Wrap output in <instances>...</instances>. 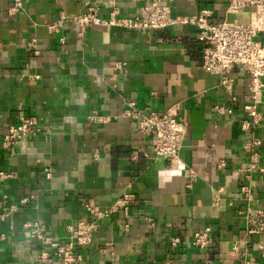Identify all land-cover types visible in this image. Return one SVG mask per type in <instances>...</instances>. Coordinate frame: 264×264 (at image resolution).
<instances>
[{
	"label": "crops",
	"instance_id": "0c3cea01",
	"mask_svg": "<svg viewBox=\"0 0 264 264\" xmlns=\"http://www.w3.org/2000/svg\"><path fill=\"white\" fill-rule=\"evenodd\" d=\"M228 2L170 1L173 16L209 7L211 22L248 21L250 7L233 14ZM146 3L116 0L117 16L140 15ZM23 4V10L10 15L11 0H0V171L11 174L0 177V212L10 203L19 205L0 219V264H58L51 246L31 237L25 221L44 223L49 236L68 241L69 226L90 217L87 201L106 209L124 192L135 197L128 215L118 210L103 218L92 242L77 247L81 258L75 264H238L234 240L264 264L257 248L264 242V228L247 232V200L240 188L249 183L251 206H264V171L245 176L251 159L246 144L252 138L260 140L254 151L264 167V99L261 123L243 130L250 77L242 66H233L229 92L216 73L203 68V43L192 23L151 30L93 25L80 38L78 25L63 16L96 5L98 15L108 19L110 7L100 0ZM50 23L59 30H50ZM33 37L37 55L28 45ZM255 39L262 43L264 35ZM118 62L125 64L117 68ZM231 93L240 97L234 111L216 113L214 105L228 104ZM131 100L146 113L178 106L187 132L175 160L155 156L154 131L141 130L124 115ZM21 117L33 118L37 129L11 144L5 134ZM31 194V202L22 204V197ZM258 225V218L250 222ZM206 226L212 243L201 249L193 244V234ZM174 237L180 238L176 245ZM43 250L49 257H42Z\"/></svg>",
	"mask_w": 264,
	"mask_h": 264
},
{
	"label": "built area",
	"instance_id": "2783aa9c",
	"mask_svg": "<svg viewBox=\"0 0 264 264\" xmlns=\"http://www.w3.org/2000/svg\"><path fill=\"white\" fill-rule=\"evenodd\" d=\"M110 7V16L103 19L98 15V6L91 5L84 12L63 16L66 20H73L79 27L78 36L84 37V33L88 27L93 25H121L130 28H138L142 30L162 29L179 23H192L197 27V38L203 43V63L205 70L216 73L219 76L220 84L227 88L230 92L234 82L231 76L232 68L235 64H239L249 74V92L245 95L243 103V111L246 117L241 122L243 130L256 129L263 120V113L259 109L260 102L264 99V41L262 43L256 41L259 33L264 35V0H229L227 11L238 14L242 9L250 7V16L248 21H240L238 19L224 20L214 23L209 20L212 15V9L204 7L193 15L173 16L170 1L163 0H147V3L141 8V14L130 18H122L117 16L118 8L116 0H100ZM24 9L23 0H11L8 8L10 15H15ZM50 30L57 31L59 26L57 23L48 24ZM65 37L60 38L64 42ZM28 45L37 55L40 53L37 39L35 37L28 40ZM124 62H118L115 67L122 68ZM30 77H39V74L30 75ZM240 102V97L231 93L230 102L228 104L217 103L214 110L218 114H230L234 111L236 104ZM124 115L135 120L139 128L143 131H154L155 144L153 147L155 156H166L171 160H175L179 156L183 139L187 132V123L179 115L178 106L163 111H150L148 113L137 107V103L133 100L128 102V107L124 110ZM98 120H104L103 116H98ZM37 129L33 118L21 117L19 122L10 125L5 139L15 144L30 132ZM260 140L252 138L246 144V148L251 153L249 166L245 169L247 179L251 177L255 169L264 171V167L259 166L258 154L254 151L255 145ZM225 160L221 159L219 166H224ZM10 173L0 171V177L10 176ZM47 177H51V170L46 172ZM241 191L247 200L244 212L248 218L247 232H257L264 227V206L254 208L251 206L253 200L252 188L249 183L241 185ZM33 195H25L21 199L22 204L31 202ZM219 196L215 197L218 203ZM3 200L8 201V195H3ZM264 200V192H263ZM135 202L134 194L124 192L109 207L101 209L92 201H87L86 206L89 211V219L78 221L74 225L69 226L70 239L68 241H58L46 233L44 223L25 221L24 228L28 230L31 237L38 239L43 244H49L54 255L58 257V264H75L81 255L76 252L79 245H86L92 242L93 235L99 227L100 221L108 217L110 214L122 210L124 215H128L131 205ZM232 204V201L229 202ZM19 205L10 203L0 212V219H6L13 213L17 212ZM261 221V225L257 227L250 226V222L255 219ZM153 223V218L148 217ZM125 230H128L129 224L123 221ZM211 227L206 226L201 230L195 231L193 234V244L201 249L207 248L212 243L210 235ZM179 237H174L171 241L172 245L178 244ZM257 248L261 256L264 258V242L257 243ZM232 249L240 255L238 264H257V259L247 250H241L239 240L232 242ZM48 250L42 251V257H49ZM192 264H219L214 261L199 260Z\"/></svg>",
	"mask_w": 264,
	"mask_h": 264
}]
</instances>
